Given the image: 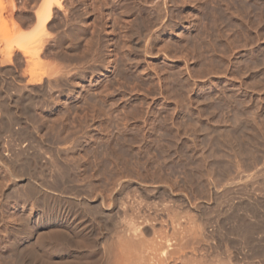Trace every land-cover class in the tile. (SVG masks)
Segmentation results:
<instances>
[{"label":"bare ground","instance_id":"6f19581e","mask_svg":"<svg viewBox=\"0 0 264 264\" xmlns=\"http://www.w3.org/2000/svg\"><path fill=\"white\" fill-rule=\"evenodd\" d=\"M64 1L66 0H44L41 10H38V12L34 13L35 22L31 21L34 22L33 27L29 29V31L25 30L26 32H23L24 30H22L24 26L26 27L25 20L27 19L26 18L27 16H25V13L22 14V16H20V14L15 15L13 18H12L13 16L12 13L14 12L12 13L10 12L8 14V16L12 14L11 16L12 21L11 18L8 17L11 23L10 28H12L11 30L12 35L9 34V36L11 35L9 42L6 40L10 44H7L5 40H3L5 44L4 43L3 44L5 46L10 45V48H8V46L5 47L6 49L8 50L10 49V50L9 51L6 50L4 48V45H2L3 49L0 48V52L4 50L2 57V59H4L3 61L5 63L9 61L7 62V65L8 63H10V60L12 59L16 61V59L18 58L17 60H19L18 57L20 56L19 53H21L24 56V58L28 57L29 61L28 60L27 61L30 64L28 62L27 63L29 65H32L34 62L35 63L39 62L41 64L43 63L42 62L43 59H38V58H42L41 56L47 53V52L45 53V51L51 46V45L49 46V44H51L50 41L53 43L52 45L60 48L64 44L66 45L68 43L71 44L72 43L71 41L74 38L76 39L80 38L79 36L83 34L86 28L83 26V24H79L81 23L80 21L79 23L78 22L75 23L77 19L74 22L76 15L71 10L70 11L68 10L66 12L67 9H65L66 8L65 5H63ZM167 1L172 2L174 0H167ZM161 2L163 3V7L161 6L160 3L157 2L152 7L156 10L155 11L156 13L154 12V9L152 10L156 15L155 21L159 22V24L157 25H161V27H164L166 21L165 19L168 20L169 17L171 18L173 13L172 10L169 9L170 7L169 8L167 7V4L169 3L168 2L166 3V0H162ZM2 6H3L2 1L0 0V7H1L0 11L4 9V6L3 7ZM55 8L57 9V11L62 10L65 13L63 17L67 20H64L63 22L60 21L63 24V28H62V24L57 23L62 29L59 28V30H55L54 28L55 32L53 31L51 33L50 31L49 32L50 34H47L46 31L48 25L50 24L49 22L54 20ZM16 9L18 10V8ZM3 11H5V9ZM15 12L17 13V11ZM1 15L2 14L0 13V18H2ZM26 15H28L27 12ZM2 19H0L1 20L0 23L5 22V20ZM139 19L137 16V20H138L137 22L141 23ZM153 20L152 22H154ZM57 28L58 27H56V29ZM145 36L146 35H143L142 32L136 33L131 40L136 48L146 51L149 48L150 42L148 41L149 36L147 35L148 38H145ZM46 37L49 40H46ZM93 38H95L94 42H96L97 45V47L95 46L96 47L95 52L97 53L100 51L101 37L99 33L96 34L94 33ZM53 48L54 47L52 46L51 49ZM190 48L192 47L190 46ZM5 50L8 53H6ZM62 53H64V51L60 53V58ZM48 54L49 53L46 54V57ZM8 55H12V56L14 55L13 57L17 56V58L15 59L12 57V59L9 58V60L8 59L5 60V57L8 58ZM54 56L56 57V55ZM20 57L22 58V56ZM43 57L45 58V56ZM62 58L64 59V57ZM2 59L0 58V63L4 65ZM33 59L34 62L32 63ZM36 59L37 62L35 61ZM14 61L11 62L12 66H14L13 64ZM24 62L26 63V61ZM67 62L68 61L66 60V63ZM29 65H25L26 69L27 66ZM41 66L44 67V65L41 64L40 68ZM67 66L68 65L65 64V67ZM0 67H2V65ZM52 67L51 69H48V66H46L45 68L47 69L46 71L43 70L44 68L43 69L37 68V66L35 68H37L38 70L36 71L34 68L33 71V68L30 67L29 70L30 69L31 70L29 71L27 69L28 71L26 72H25V68H23L24 70L20 68V70L22 69V71H24V72L21 71L22 73L29 72L30 76L32 73L31 77L27 73L30 78L28 77L29 78L28 79L26 77L28 81L24 79L26 80L24 81L25 82L24 86L28 87L26 86L28 83V85L35 84L37 85L36 87L39 88L45 82L43 75L46 74L45 78L47 77L49 79L51 77L50 75L54 73L53 71L62 72V73L56 72V75L54 73L55 80L57 78L56 76L59 74H61L59 77L62 76L69 77L67 75V73L69 74L68 67L66 69L64 67L65 73L63 72L64 71L63 69L60 70V65H59V69H57L58 66H55V68L53 69ZM40 71H44V72L40 73ZM69 71H71V69ZM20 74L21 73L19 72V75ZM24 75L25 74H23V76ZM21 77L19 78L21 79ZM19 78L15 79V80L18 79L16 82L20 80ZM48 79L47 82H45L46 85L48 83L51 84L52 81H55L54 78H51L53 80L51 81L49 80L50 82H48ZM66 79H68V81L70 80L69 78ZM68 81L67 80L65 81L67 83L64 82L61 83L62 85L59 84L60 81L57 82L58 85L56 84V82H54V85H56V89L58 90L59 88L65 89L63 87L68 86L67 85L69 83ZM70 81L72 82V80ZM16 82L15 84L17 85ZM21 82L19 81L18 83L21 84ZM49 84L47 86L43 84L45 86L43 87L45 89L48 88L49 90L47 94H50L49 92L51 88H53L51 87L52 84L51 85ZM71 84L69 83L70 86ZM24 86L23 89H25ZM48 86H50L51 88ZM17 87L16 88L14 87V91H16V94H18L19 92L21 93V91L23 93V90L19 91L20 89L18 90ZM34 87L32 88L34 89L35 92L36 90ZM43 87L41 86V88H39L38 90L40 89L42 90ZM29 88L28 90H30ZM32 90H30V92H32ZM1 91H0V108L2 110H0V166L3 169V171L0 174V264L8 263V261L9 262L11 261L13 264H264V158L256 159L255 156L253 155V152H255L254 149L257 150L255 146L258 147L260 142L257 141V138L260 136V138L262 137L264 139V130H263L264 126L263 127L261 126L263 124L260 121L259 118L260 116L255 117L256 116L255 115L249 118L247 117L248 115L247 116L245 115L246 113L243 114L244 110H242V112L240 111L236 112L237 110H234L235 112H231L232 113L231 116H229L226 113L228 116H225L224 119L223 118L217 119L216 123L213 122L211 124H207L208 125L207 128L198 131L196 130L197 135L200 138L202 137L201 140L202 145H200L201 150L198 148L199 144L197 145V142L199 143V141L197 142L193 141L195 142V144L192 146L196 151L195 155L197 153H201L200 155L201 157L199 156V154L197 158L194 155V157L196 158V160L195 158L194 160L198 161L199 160L198 158L200 157L201 161L204 162L203 165L205 168V169L203 168L204 171H198V173L204 172L201 175L199 173L201 177V183H203L204 190L202 188V190H200L201 191L200 193V191L196 189L194 186V188L198 190L201 196L199 195V193L193 195L197 191H195L193 194L192 193L189 194L188 192L189 194L188 197L192 194L191 196L192 198L190 197L188 198L186 197V195L184 196L183 193H181L182 194L181 198L180 196L179 198H176L177 200L179 199L182 200V202L178 203L179 204L178 205L172 194L171 191L172 189L168 188V187H172L170 186L171 184L164 183L168 187H165L163 185L164 188H161L162 185L161 183H159L160 180L159 182H157L158 181L157 179L159 178V177L157 178L158 174H160V177L162 178L161 176L162 171L158 172V170H160L158 168L163 167V165L156 166V163L153 164L151 163V165L154 166L155 168L157 167V169H151L147 165L145 166L143 165L144 168L143 171H141L140 170L142 168V165L140 163L141 161H139V159H136L135 161L137 165L141 166V168L138 169L136 167V169L134 168L135 169L134 171V169L132 168L134 161L132 166H129L128 165L129 161L127 162L125 159H123L124 156H122L121 153L120 155L122 156V160L119 158L120 156L119 153H117L118 149H116V147L118 146L117 148H120L122 144L124 148L126 144L124 145L123 142L126 143V141H130L129 143H132L131 140L125 139L126 140L125 141L124 139H122L124 138V136L123 137L121 136V139L120 137L117 139L115 135H111L116 137L113 138L114 139L113 140L108 137V135L110 136L109 133L107 134L105 133V135L107 136H103V137H101L102 134L101 136L99 135L101 137L100 140H94V138H92L91 136L92 134L90 135V137L88 135V137L85 138L84 136H82L83 135L82 131L80 132V130H78V133H81L82 136L81 140L83 137L85 138V140L83 139L84 141H81L80 137H78L80 140L79 141L75 137L73 141L71 140L72 141L71 147L67 149L68 147L66 146L67 147L66 148L65 145H70L71 142H69L70 140L68 137L69 135L67 136L66 133L64 134V131L66 132V130L70 128L67 126V124H69L70 122L68 123L66 119L68 115L71 114V112L67 113L66 115L65 112L67 110H64L63 114L61 113L63 112V110H60L61 112L59 115L58 113L59 111L57 112L56 110V113H58L57 114L58 118L60 116L63 117L62 115L64 114L66 115V119H64L66 121L64 122L65 123L67 122L65 126H67L68 128L64 127V125L61 124L63 128H66V130L64 129V131H62L63 128L60 129V131H62L61 132L62 135L59 136L60 133L59 134L57 133L56 136L58 135L59 137L57 136V138L58 139L60 138L62 141L64 140L62 138L63 134L67 136L66 138L68 139L69 143L67 142L68 144H65L64 142V144L62 145H64L63 148L64 150H66V155H68L70 159L73 158V162H70L71 163L70 164L68 163L69 162L68 158H67V162L65 160L66 155L63 156L64 155L63 154L61 156V153L64 152V150L62 151V148L60 149L59 143L61 140L59 139V142H57L58 140L55 139L56 136L55 137L53 136L54 137L53 141H49L51 140V138H48L49 140L46 139L47 138L46 131L50 130V133L52 132L51 128L48 129L50 127L49 124L53 122V121L50 122L51 118L45 117L44 119L42 117L44 116L42 112L43 110H41V112L39 110H34V111H39L40 114L42 115L40 119L39 118L40 114H38L39 121H42V119H44L46 122V118H49L48 122L50 123L46 122L49 125V127L47 128L46 125H44V127L46 128L44 129L42 126L43 130L46 133L41 132L40 134V130L38 128L39 125H36L37 122L39 121L38 119L37 121L35 119V116H37L36 115L37 112H35V114L30 112L31 113L30 114L29 112L23 111L24 106H27L28 104L30 105V103H28L27 105H23L22 110L14 111L13 110L14 107L12 105L9 106L8 105L9 102L7 103V101L9 100H7L6 102L4 101L5 98L3 99V94ZM25 91H27V88ZM45 91L47 92V89ZM28 93L26 94L24 93V94L27 95ZM13 94L14 96H16L15 93H12L11 95L13 96ZM47 94H45V96ZM11 95L9 94V98L11 97L12 99ZM17 96H19L20 98V95ZM5 97L8 98L7 95ZM21 97L24 96L21 95ZM14 98L15 99L13 100L16 99L19 100V98L17 97ZM26 100L25 102L27 103ZM23 101L20 102L23 103ZM14 105L16 106V103ZM11 108L12 110H10ZM28 111H33V110H28ZM74 111L75 110L72 111V114H74ZM79 111L77 110L76 112ZM83 111L85 113V110ZM97 111L98 110H92V113L93 112L98 113ZM88 112L86 110V115ZM104 112L105 111H103L102 113L103 115L106 113ZM92 113L90 110L91 115L94 114ZM108 113H106V116L108 115L111 118V115ZM32 114L35 116H32ZM72 114L70 118L71 117L74 118V115H76L74 114L72 116ZM121 114L123 115L124 112ZM86 115H84L85 116L84 118H86ZM241 115L243 117L246 116L247 119L246 118L245 119L247 121H245V119L242 120L243 117ZM47 116L50 115L48 114ZM82 116L83 115H81L80 117L82 118ZM89 116L87 115V117ZM92 117L93 116H91L90 118L92 119ZM98 117L100 116L98 115ZM58 118H56L57 119V125H56L57 127L55 126L56 128H58L59 122H61L59 120L61 119L63 120V118L61 119ZM94 118L96 117L94 116ZM110 118L109 119L106 118L108 119V121H106L105 119L104 120L106 122H109ZM120 118L121 115L119 119ZM32 119L36 121L35 124L32 121ZM71 119L68 120L70 121ZM119 119L118 122L120 123ZM120 120H122V118ZM71 121L74 124L70 123V126H73L74 130H77L75 128H80L78 126L75 127V125L78 124V123L75 124L76 121L75 118L72 119ZM86 121H88V119ZM114 121L116 122V123L114 122V124L116 125H113V127L114 126L116 127L119 123L117 122V119ZM32 122L37 127L36 126L33 127L34 125L32 124ZM54 122L56 124L55 120ZM101 122L102 121H100L99 124H101ZM97 123L98 122L95 123L94 127L96 126ZM80 124L82 126L83 122ZM86 124L83 125L84 128L81 127L83 129V132L88 129L87 128L86 130H84ZM88 124L87 126L90 127ZM92 124L90 123V125L93 127ZM99 124L97 125L99 126ZM106 124L107 123L104 124V127L106 130H108L109 129L108 127L110 128L112 127L110 126V124L112 125L113 122L107 125L108 126L107 128H106ZM120 124L121 125L124 124L123 125L124 127L123 126L122 127L125 130L127 129V127L125 128L126 126L125 122H122ZM52 125H53L52 130L53 129L56 130V128H54V123H52L51 126ZM98 126L96 127L100 129L99 128L100 126L99 127ZM104 127L102 126V128ZM117 127L118 129L115 128L114 130H117L119 132L121 126L118 125ZM123 128L122 130H124ZM98 129H96V131ZM55 130H53V132ZM58 131L56 130V132ZM70 131L73 132L72 129L68 130V132L70 134H73ZM96 131L93 130L95 134H97ZM105 131L102 129V133H104ZM109 132H111V130ZM121 133H114V134L118 135ZM42 134H44L45 136H43ZM75 134L77 135L76 131H74V135ZM86 134L87 131L84 135ZM123 134H127V133L124 132ZM197 135L195 136L196 138L198 137ZM51 136L52 135L49 134L48 137ZM71 136L72 135H70V137ZM95 136L97 137V135ZM96 137L95 139H97ZM196 138L193 137V140ZM191 142L189 146L191 145ZM129 143H127V145H129ZM130 145L132 146L134 144L132 143ZM149 145L146 146L150 147ZM131 146H129L130 147L129 148L130 151L128 150L129 153L131 152V150H133L131 149ZM141 146L142 148H145V146L144 147L143 145ZM153 146H155V144ZM153 146H151V148H153ZM158 146L159 145H157V147ZM164 146H166L168 150L167 146L169 145H164ZM189 146L187 147L189 148ZM207 146L209 149V151L207 150L209 154H207L206 151H204L205 148L207 149ZM137 147L140 146H138L137 144ZM137 147L136 149H139ZM157 147L154 149L156 150L159 148ZM162 148L163 150L161 151L164 150L166 151L164 147ZM218 148L220 153L224 149V153L222 152V155L224 154L223 156H220V154L218 153ZM82 149L83 150L85 149L84 151L87 152L83 151L84 154H82L83 153ZM127 149H125L126 154L128 152L126 151ZM148 150L149 148L145 152H147ZM225 151L226 153L227 151L231 152L232 156L228 155V157H224L228 154V153L225 154ZM137 152L133 154L134 157L135 154L139 153ZM143 153L142 156H144ZM190 153L188 154L191 155ZM139 155L140 153L138 154V156ZM126 156L130 158L129 155ZM63 157L65 158L64 160ZM150 157L151 156L148 157L149 160L150 159L155 160L153 159L154 156L152 158ZM129 158L127 160H129ZM207 158L208 159L211 158L212 161H215V163L213 162L215 165L211 164L212 165L211 172H214L215 171L214 169L216 167L218 168V171L216 170V173L219 172V174L216 175L214 173L216 178L214 175H211L213 173H210V166H209L210 163L207 166L208 164L207 162L209 161L207 160ZM77 159H79V161L81 159L82 163L81 162L79 163L78 161L77 163L79 164H74V161H76ZM191 159H193V156ZM252 159L254 161H252ZM124 161L127 164H125ZM86 162H89L88 167H91V169L86 167L87 164ZM158 163L163 164L164 162L162 161L161 163L160 162ZM123 164H125V166L128 165L129 168L131 167L134 172H132V170L131 173L130 171L127 172V169H124V172H122V168H127L125 166L122 167ZM186 166L188 168V164ZM199 166L203 167L202 165ZM75 167L77 168V171L75 170L76 169ZM212 167L214 168L213 170ZM86 168L87 171H85ZM166 168H164V170ZM119 169H120L119 173L115 175L110 173L111 170L112 171L115 170L114 172H117ZM70 170L73 171L75 170L76 173L73 171L71 173ZM89 170L90 173H86L89 172ZM167 172L168 170L166 171V173ZM170 172L173 171L171 170ZM72 174H74L73 179H72ZM167 174L170 175L171 173L168 172ZM191 175L190 178L193 177V176L191 177ZM144 177H149V180H147V178L145 179ZM166 181L169 182L168 180ZM187 182H188L187 185L190 186L189 181ZM193 184L195 185V183ZM199 187L200 186H198V188ZM160 188L161 190H159ZM194 188L192 187L191 190ZM156 190L157 191L159 190V194L160 191H164L165 195H163L164 193L162 194L163 200L158 199L161 197L160 196L161 194L160 195L157 194L158 196H156V192H157ZM179 191L178 193H180ZM10 192H12L11 194H15L17 198L16 199L10 198V196L8 195L10 194ZM184 193L186 194L187 191H185ZM198 195L200 197H197ZM163 196L165 197L163 198ZM30 201L32 202L34 207L27 209V204Z\"/></svg>","mask_w":264,"mask_h":264},{"label":"rangeland","instance_id":"374dc122","mask_svg":"<svg viewBox=\"0 0 264 264\" xmlns=\"http://www.w3.org/2000/svg\"><path fill=\"white\" fill-rule=\"evenodd\" d=\"M1 1L5 11H3L4 9L1 10L2 12L0 11V13L2 14L1 17L3 18L0 19L5 20V22L7 23V25L5 22L0 23V38H1L0 48L3 49L2 45L5 44L3 40L5 41L7 40L9 42L12 35L11 33L12 28H10L11 23L8 17L11 18L12 14H13L12 18L18 14L22 16V14L25 13V16H27L26 17L27 19L25 20L27 28L24 26L22 30H24L23 32L29 31V29L33 27V24L35 22L34 13L38 12V10H41L44 0H1ZM159 1L160 0H152V1L151 0H146V1L145 0H66L64 1L63 5H65L66 7L65 9H67L66 12L68 10L69 11L71 10L76 15L75 20L73 19L74 22L77 19L75 23L77 22L79 23L80 21L81 23L79 24H83V26L86 28L83 34L79 36L80 38L77 39L74 38L71 41L72 42L71 44L70 43H68L67 45L64 44L60 48L52 45L53 43L50 41L51 44H49V46L51 45L50 47L52 48L53 46L55 49L54 48L51 49L49 47L53 52H51L50 49L48 48L46 49L45 53L47 52L50 55L48 54L49 56L47 55L46 57L47 53L46 54L44 53L45 55L43 56H45V58L43 56H41L42 58H38L44 60V61L42 60L43 63H41L42 65H44V67L41 66V68H40L41 64L39 62L35 63L34 59L32 63L34 62L33 64L35 65L33 64H32L33 66L29 65L30 63L28 62L29 61L28 57L24 58V56L21 53L19 54L20 56H22L24 60L20 56H18L19 60H17L18 59L17 56L13 57L14 55L13 56L8 55V58L5 57V60L7 59L9 60V58L12 59V57L15 59L17 58L16 61L12 59L14 61L13 63L14 66L11 65V62H13L12 60H10V63H8L7 65V62L9 61H7L6 63L3 61L4 59H2V57L4 50H2L0 52L2 53L0 54L1 55L0 58L2 59L4 65L0 63L2 65V67H0L1 68L0 91L3 90L1 92L3 94V99L5 98L4 101L6 102L7 100H9L7 101V103L9 102L8 105L9 106L12 105L14 107V108L12 107L14 111L22 110L23 105H27L28 103H30V105L28 104L29 106L28 105L24 106L23 111L29 113L32 112L34 114L35 112H37L36 113L37 116L32 114V116H35L36 121L38 119V114H40L41 110H43L42 112L44 116L40 114L39 118L42 116L44 119L45 117H49L52 119V120L50 119V122L51 121L53 122L50 123L48 122L49 118H46V122L50 123L49 124L50 127L45 122L44 119H42V121H39L38 119L40 123L37 122L36 124L39 125L38 128L40 130V134L41 132L43 133L47 132L46 133L47 138L46 137L45 138L46 139L51 138V140L48 139L49 141H53L57 133L58 134L60 133L59 136H61L62 135L61 132L64 131V129L66 130V128H63L61 124H63L64 127L67 126L70 127L69 129L66 130V132L64 131V134L66 133L67 136L69 135L68 136L70 139L69 142H71L70 145H65V147L66 146L68 147V148L66 147L67 149L71 147L72 141L75 139V137L77 138V140H79L78 137H80L81 140L82 136L87 138L88 135L90 137L91 134L94 140H100L101 137L107 136L105 135V133L106 134L109 133L110 136L108 135V137L111 139L116 137L117 139L119 137L121 139V136L122 137L124 136V138L122 139L131 140V142L135 146L134 145L131 146L130 144L132 143H129L130 141L125 140L126 143L123 142L124 145L126 144L124 148L122 144H121L122 147L121 146L120 148H117L118 146L116 147V149H118V152L117 151L116 152L119 153L120 156L119 158L122 160V156H124L123 159H125L127 162L129 161L128 162L129 166H132L134 161V164L136 166L133 164L134 166V167L132 166L133 169L134 168L136 169V167L138 169L141 168V166L137 165L135 161L136 159H139L142 165V168L140 169L141 171H143L145 165H147L151 169H157V167L155 168L154 166L151 165V163L152 164L156 163V166L163 165V167L158 168L160 169L158 170V172L162 171L161 172L162 178L160 177V174H158L159 176L157 175V178L158 177L159 178L157 179L158 180L157 182H159L160 180L159 183H161L162 186L164 185L165 187H168L166 186V184H164V183H168L171 184L170 186L174 187V188L172 187H168V188L172 189L171 190L172 194L174 196V199L176 200V203L178 204L181 203L182 200L181 199L177 200L176 198H179V196L181 198L182 196L181 193H183L184 196L186 195V197H188L190 193L193 194L195 191L197 192H195L193 195H195L196 193L198 194L199 193L198 190L200 191L203 188V183H201L200 175L204 172H199L200 173L199 175L198 171H204L205 169L203 166L204 162L201 161L200 158L201 153H197L195 155L196 151L192 146L195 144V142L193 141L196 142L199 141V143L197 142V145L199 144L198 148L199 149L201 148L200 145H202L201 144L202 137L200 138L197 135L198 130L207 128L208 127L207 124H211L213 122L216 123L217 119L220 118L224 119V117L228 115L231 116L232 114L231 112H235L234 110H237L236 112L238 111L242 112V110H244L243 114L246 113L245 115L246 116L248 115L247 117L249 118L255 115H256L255 117L260 116L259 117L260 121L263 124L261 126L262 127L264 126V19H263L264 0H174L172 2H168L166 0V3L167 2L169 3L167 4V7L168 8L170 7L169 9L172 10L173 15L171 16V18L169 17L168 20L165 19L166 21L164 27H161V25H157L159 24V22L155 21L156 10L152 8L154 4L157 2L160 3L161 6L163 7V3L161 2L162 0L160 2ZM16 8H18V10ZM152 9H154L155 13L153 12ZM15 11H17V13ZM54 11H55L54 20L49 22L50 24L48 23L49 25L46 31L47 34H50L49 33L50 31L52 33L54 31V28L55 30H59V28L61 27L58 24H62L64 20H67L63 17L65 13L62 10L57 11V9L55 8ZM10 12L11 13L14 12V13L8 16ZM26 12L28 15H26ZM137 16L138 19L140 18L139 20L141 23L137 22L138 21ZM5 18L9 21H7ZM151 19L152 20L154 19L153 20L154 22H152ZM56 27L58 28L56 29ZM62 28H63V24H62ZM140 32H142L143 35H146L145 38H148L147 35L149 36L148 41L150 42V45L146 51L136 48L131 40L136 33H140ZM94 33L95 34L99 33L101 37L100 51L97 53L95 52V48L97 47V45L96 42H94L95 40V38H93ZM9 34L11 35L9 36ZM46 40L49 39H47L46 37ZM8 42L7 44H10ZM7 46L4 45V48ZM190 46L192 48H190ZM8 48H10V45L8 46ZM59 49L61 50V52L64 51V53L61 54V58L64 57V59L66 58L65 60L63 58L62 59L60 58L61 52ZM53 53L54 55H56V57L58 56V54L59 56L56 58L53 55ZM66 60L68 61L67 63ZM24 61H26V63ZM35 61L37 62V59ZM65 64L68 65L67 66L68 69L69 70L71 69L72 71L71 72L67 69L70 74L69 75L67 73L69 77L66 76L59 77L61 75L59 74L56 76L57 77L56 78L57 81H56L54 73L56 75V72L62 73L61 71L59 72L53 71L54 73L52 72L53 74L50 75L51 77L49 79L47 77L45 78L46 74L43 73L45 75H43L44 77L43 76L42 77L45 79V82H47V79L48 82L53 80L51 78H54L55 80L51 82L52 85L48 83L49 85H51V87H53L51 88L50 86H48L51 88L49 92L51 95L47 94L49 91L48 88H46L47 92L45 91L46 89L44 87L48 85V84L46 85L45 82L43 83L45 86L43 84L41 85L42 87L44 86L42 89L44 91H42L41 89L38 90L39 88H41V86L38 88L36 87L37 85L35 84H33L35 87L29 84L30 85L29 88V85L26 82L27 83L26 86L28 87L24 86L25 84L24 81L26 80L28 81V79L32 76V73L30 76L29 72H27L30 76L29 77L27 73H22L24 72L22 71L23 68H25V72L28 71L30 67L33 68L34 71V68L37 66V68L40 69L44 68L43 70L46 71L47 70L45 69L46 66H48V69H51L52 66H54L52 67V69L55 68V66H58L57 69H59V65H60V70L63 69L64 71L63 70L62 71L65 73V69L67 68L65 67ZM25 65H29L27 66L28 70L26 69ZM74 67L78 69H75ZM20 68L22 69L20 70ZM37 68H35L36 71L38 70ZM19 72L22 74V75L20 74L21 76L25 74L24 75L25 77L24 76L21 77L19 75ZM42 72L44 71H40V73ZM19 77H21V79ZM26 77L29 78L26 79ZM65 77L72 80V82L70 80L68 81V79H66ZM16 78H19L20 79L19 81L20 82L23 81L24 83L21 82V84H19L18 83L19 81L16 82L18 80V79L15 80ZM66 80L70 84L71 83L73 84V85L71 84L72 87L68 83L67 84L68 86H65L66 84L64 85L65 87L62 86L65 89L62 88H59V90L56 89V85H54V82H56L57 84V82L60 81L59 84L62 85L61 83L63 82L67 83L65 82ZM15 82L17 83V85L15 84ZM22 84L25 89H23ZM17 86H19L20 88ZM14 87L15 88L17 87L18 90L20 89L19 91L23 90V93L21 91V93L17 92L18 94H16V91H14ZM32 87L35 88L36 90L35 92ZM26 88L27 91H25ZM28 88L30 90L33 89L32 92H30ZM37 90L39 93L37 92ZM8 93L10 95L12 93H15L16 96H14V94L13 96L11 95L12 96L11 99V97L9 98ZM24 93L25 94L28 93V94L25 95ZM45 94L47 95L45 96ZM6 95L8 96V98L5 97ZM17 95H20V98ZM21 95L24 96L25 98L21 97ZM14 97L19 98V100L21 99L20 100L21 102L24 99L26 100L28 97V99L26 100L27 103L25 102V100L23 101V103L25 102L24 104L21 103L18 99L13 100L15 99ZM15 103L16 106L14 105ZM12 108L10 110H12ZM0 110L2 109L0 108ZM28 110H33V111H28ZM34 110H39L40 112ZM56 110L57 112L59 111L58 112L59 115L61 112L60 110H63V112H61L62 114L64 113V110H67L65 112L66 115L69 112H71L72 114V111L75 110L74 114L76 115L72 114V116L74 115V118L76 120L75 124L76 123L79 124V125L76 124L75 127L78 126L80 128H75L77 130H74L73 126H70V123H73L71 120L74 119L73 117H71L72 119L70 118L71 114L68 115L69 118L67 117V119L65 114H64L65 117L64 115L61 114L63 117L60 116L58 118L57 117L58 113H56ZM77 110L78 111L81 110L79 111L80 113L76 112ZM83 110H85V113ZM86 110L87 112L89 111L88 112L89 114H90V110L91 113L92 110H98L97 112L99 114L94 113L96 112L94 111L93 113L95 115L92 113L93 115L90 114L89 116V114L87 113V115L89 116L87 117ZM101 110L105 111L106 113L110 112L108 114L111 115V118L108 115L107 117L105 112H104L105 114L103 115L102 114L103 111ZM54 112L56 113V116ZM123 112H124L123 115L126 117H124L121 114ZM48 114L50 116H47ZM97 114L100 117H98ZM119 114L121 115L122 120H120L121 118L119 119L120 117ZM53 115L58 119L63 118V120L62 119L59 120L61 122L58 121L59 125H61V126L58 125L59 131L60 129L63 128L62 131L60 132L58 131V128H56L57 119ZM81 115H83L82 118L80 117ZM84 115H86L88 121H86L87 119L84 118L85 117ZM112 115L114 120L117 119V122L118 119L120 123L125 122L126 125L125 128L127 127V129L125 130L123 128L124 124L121 125L118 122L119 123L118 125L121 126V129L119 130V132L117 130H114L115 128L118 129L117 127L118 125L116 127L114 126L115 128L113 127V125L116 124H114L115 121L113 120ZM91 116H93L92 119L94 118V116L96 117L93 119L94 121L90 118ZM114 116L116 117V119ZM246 116L245 117L242 116L243 117L242 120H244L245 118L247 119ZM98 118L100 121H102L101 122L102 125L99 124L100 121L98 120ZM106 118L108 119L110 118L109 122H106L108 121V119ZM33 119L32 121L35 124L36 121H34L35 119L34 120ZM64 119H66L68 123L70 122L69 124H67V126H65L67 122L65 123L64 121L66 120ZM68 119L71 120L69 121ZM246 119L245 121H247ZM54 120L56 121V124ZM81 121L83 122V125H85L86 122L87 124L89 122L91 124L93 123L92 124L93 127L90 125V123L88 124L90 127H88L86 124V127L84 129L86 130L88 128L86 130L87 131L86 135H84L86 131L83 132V129L81 128L83 127V125L81 126L80 124L82 123ZM111 121L113 122L112 125L110 124L112 123ZM96 122H98L97 124H99V126L101 125L99 127L96 124V126H98L100 129H98L96 126L94 127ZM52 123H54V128H56L58 132H56L55 129H53L55 130L53 132L52 130L53 125L51 126ZM103 123L104 124L107 123L106 128L108 127L107 125L109 124L110 126L113 127V129L112 127L111 128L108 127L109 128L108 130L109 131L111 130V132L105 129ZM36 125H34L33 127H35ZM44 125H46L47 128L49 127L48 129L51 128L52 132L50 133V130L48 129H47L48 131L45 132L43 130V128L46 129ZM102 126L104 128H102ZM122 128L124 130H122ZM70 129H72V131L73 130L76 131L77 135L76 134H75L76 136L74 135V131L73 132L70 131L71 133H73L70 134L68 132V130ZM92 129L94 131L98 129L96 131L97 134H95V132H93ZM102 129L106 131L102 133ZM78 130H80V132L82 131L83 133L82 136L81 133H78ZM120 131L123 132L121 133ZM124 132H126L127 134H123ZM48 133L52 136L48 137L49 136ZM114 133H121L122 135L121 134L117 135ZM64 134L62 136V138L64 139L63 141L59 138L61 140L59 145H60V149L62 148V151L64 150L63 148L64 145L62 144H64V142L65 144L69 143L68 139L66 138L67 136H65ZM42 135L45 136L44 134ZM70 135L72 136L70 137ZM95 135H97V137ZM111 135H115L116 137ZM196 135L199 138L198 137L196 138L195 137ZM57 136L55 137V139H57L58 140L57 142H59ZM125 136L128 138H126ZM84 137L82 138L81 141L85 140ZM95 137L97 139H95ZM193 137L196 138L197 140L196 139L193 140ZM263 140L264 139L262 137L260 138V136L257 138V141L260 142L258 147L255 146L257 150L254 149L255 152H253V155L255 156L256 159L264 158ZM190 142L191 145L189 146ZM127 143H129V145H127ZM137 144L141 148H142L141 145H143V147L145 146L146 149L145 148L141 149L140 147H137ZM154 144L155 146H153ZM146 145H149L150 147ZM157 145H159L158 146L159 148L161 145L162 146L159 149ZM164 145H169L170 149L169 146H167L168 147L167 150L166 146ZM129 146H131V149H133L131 150L130 153H129L130 151ZM151 146H153V148H151ZM187 146H189V148ZM191 146L193 149L191 148ZM136 147L139 149H136ZM147 147L149 148V150L147 151L148 153L145 152L148 149ZM156 147L158 149L155 150L154 148ZM162 147H164L166 151L165 150L161 151L163 150ZM184 147L185 148L187 147L186 150ZM125 149H127L126 151L129 150L127 154L125 152ZM84 150L82 149V152ZM121 150L124 152L125 155ZM137 150L140 153L139 156ZM207 150L209 151L208 146L207 149L205 148L204 151H206V153L209 154ZM64 152L61 153V156L63 154H64L63 156L66 155V150H64ZM84 152L82 154H84ZM136 152L138 154H135L136 157L135 158L133 154ZM222 152L224 153V149ZM222 152L220 153L218 148V153L220 154V156L224 155V154L222 155ZM120 153L122 156L120 155ZM142 153L144 156H142ZM188 153H190L193 156V159H191L192 156L189 155ZM227 153L225 151V154L227 155L224 157H228V155L232 156L231 152L227 151ZM198 154L200 156L198 159L201 162L198 159H197L198 161H195ZM126 155L130 156L132 163L130 158L127 157ZM194 155L196 158L194 157ZM149 156H151L150 158L154 156L155 158L153 157V159L155 160L152 159L149 160L148 158ZM65 158L63 157V160L65 159L66 162H67V158L69 161L68 163L73 162V158L70 159L68 155H66ZM128 158L129 160H127ZM187 159L189 160V162ZM207 160H209L207 162L208 163L207 166L210 163L209 165L210 173H213L211 175L215 176V174L216 175L219 174V172L216 173V170L218 171V168L217 167L215 168V166H214L215 169L212 167V170L214 169L215 171L211 172V166H212L211 164H214L215 161H212L211 158L210 159L207 158ZM254 160L252 159V161ZM78 161L79 159L74 161V164H79L80 162L82 163L81 159L79 163H77ZM162 161L164 162L163 164L161 163ZM158 162H160L161 164H159ZM86 163H87L86 167L91 169V167H88L89 162ZM124 163L127 164L125 161ZM185 163L188 164V168L186 166L187 164ZM125 164H123L122 167H124ZM198 164L202 165L203 167L199 166ZM128 165L125 166L127 168H122V172H124V169H127V172L130 171V173L131 170L132 172L135 171V169L133 171L131 167L129 168ZM87 168L85 171H87ZM164 168H166L165 170L166 171L168 170L169 173L171 174L173 173L172 174L173 176L170 174L172 176L171 177L169 174H167L168 172L166 173ZM75 170L77 171V168ZM75 170L74 171L70 170V172L72 173L73 171L76 173ZM171 170L173 172H170ZM2 171L3 169L0 166V174ZM114 171L111 170L110 173L115 175L119 173L120 169L117 172ZM86 173H90V170L89 172ZM197 173L199 176L197 175ZM166 174L169 176V178ZM190 175L191 177L192 176L193 177L190 178ZM73 177L74 174H72V179ZM144 178L145 179L147 178V180H149V177H144ZM160 178L161 179L165 178V179L161 180ZM166 180H168L170 183L167 182ZM187 181H189L190 186L187 185L188 184ZM193 183H195V185ZM197 185L200 186L199 188L201 189H199ZM162 186L161 188H164V186L163 187ZM191 186L193 188L195 186V188L198 190L194 188L192 189L194 191H192ZM161 188L159 190H161ZM159 190L158 191L156 190L157 191L156 196L161 194L160 195L161 197L159 196L160 198L158 197L157 198L163 200L162 194L164 193V191H160L159 194ZM176 190H178L180 193H178V191ZM185 191H187L186 194L184 193ZM11 193L12 192L8 194L10 198L16 199L17 196ZM200 193L199 195L201 196ZM192 194L189 196L190 198H192L191 197ZM163 195H165V193ZM199 195L197 197H200ZM164 197L165 196H163V198ZM33 207L34 205L32 204V202L31 201L28 202L27 209ZM5 264H13V263L11 261L10 262L8 261V263Z\"/></svg>","mask_w":264,"mask_h":264}]
</instances>
